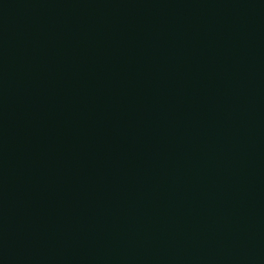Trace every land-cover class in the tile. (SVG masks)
I'll return each instance as SVG.
<instances>
[{"label":"water","instance_id":"95a60500","mask_svg":"<svg viewBox=\"0 0 264 264\" xmlns=\"http://www.w3.org/2000/svg\"><path fill=\"white\" fill-rule=\"evenodd\" d=\"M0 264H264V0H0Z\"/></svg>","mask_w":264,"mask_h":264}]
</instances>
